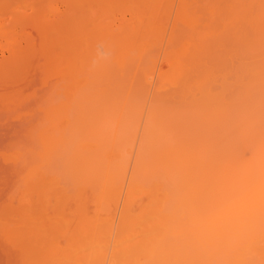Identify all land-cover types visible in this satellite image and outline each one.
<instances>
[{"label": "bare ground", "instance_id": "obj_1", "mask_svg": "<svg viewBox=\"0 0 264 264\" xmlns=\"http://www.w3.org/2000/svg\"><path fill=\"white\" fill-rule=\"evenodd\" d=\"M0 264H264V0H0Z\"/></svg>", "mask_w": 264, "mask_h": 264}]
</instances>
